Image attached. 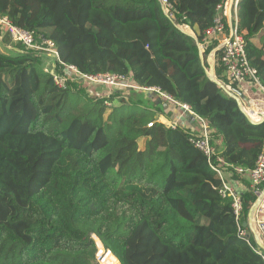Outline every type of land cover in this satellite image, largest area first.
<instances>
[{
	"label": "trees",
	"instance_id": "obj_1",
	"mask_svg": "<svg viewBox=\"0 0 264 264\" xmlns=\"http://www.w3.org/2000/svg\"><path fill=\"white\" fill-rule=\"evenodd\" d=\"M225 1L167 0V17L160 0H0V16L37 45L50 40L60 73L66 65L123 76L187 105L209 128L211 162L224 167L221 158L237 180L236 168L256 165L264 122L249 123L208 79L196 40L175 26L202 43ZM236 27L264 90V0H239ZM217 52L215 77L225 85ZM46 61L19 42L0 51V264H93L91 234L120 264H264L249 229L238 234L232 199L189 141L192 129L157 121L168 120L158 93L151 109L134 98L150 100L144 91L60 89ZM241 199L242 225L255 197L248 189Z\"/></svg>",
	"mask_w": 264,
	"mask_h": 264
},
{
	"label": "built area",
	"instance_id": "obj_2",
	"mask_svg": "<svg viewBox=\"0 0 264 264\" xmlns=\"http://www.w3.org/2000/svg\"><path fill=\"white\" fill-rule=\"evenodd\" d=\"M160 2L165 13L171 17L170 4L167 2V0H160ZM237 6V2L234 1L232 5V11H234L231 19L232 21L228 23L227 30L225 29V22L223 19H226V12L227 10H230L231 3L227 2L226 0L224 3L217 6L218 14L214 20V24L204 32L202 43H200V45L204 51L206 47L212 45L213 42H216V46L212 50L213 57L214 60H216L215 56L216 52L218 51L217 53L219 55V61L223 67V75L228 82L225 84V86L231 90L235 89L245 95L243 89L244 85L247 84L250 86V83H255L256 85L260 86V84L256 76V70L249 65L247 60L244 39L237 31ZM177 25L181 27V29L182 27H186L190 30V33H194L191 28L185 24ZM1 28L11 37L13 42H19L29 49L40 51L42 52L43 57L45 56L48 58L43 66V69L46 73L50 74L53 83L60 89H65L67 87L68 77L67 73L65 72L66 69H69L77 79H83L89 82H106L112 86L118 87H130L125 81L129 78H125L123 76L108 74L88 75L81 73L72 66L66 65L63 66L62 73H60L59 67L56 65L59 61L58 54L55 50L54 44L50 40H43L42 45H37L34 40L33 32L16 27L5 16H0V29ZM147 90H153L155 93H158L163 100L181 107L184 111H186V114L194 116L199 121L201 125V131L200 133H194L189 141L207 157L210 168L220 177L222 181L220 193L223 197L229 196L232 199L231 207L237 221L238 234L240 236H247L248 234L245 228L239 222L243 209L241 194H238L225 181L224 171L229 166L225 164L221 158H217V160H219V162L222 163L224 167H220L219 165H215V163L211 162V158L214 155V150L210 144V131L205 120L194 114L187 105L177 103L170 96L159 92L158 89L149 88ZM244 107H247V103H245ZM180 118L181 115L174 120H179ZM157 121L167 122L171 128L181 126L177 122L175 123L169 121V123L167 119H163L162 117H158ZM148 125L150 126L151 123ZM236 171L238 173H244L247 175L248 189L254 195L255 200L260 198V203L253 218V226L264 243V143L262 146V151L257 158L255 167L249 170L236 168ZM90 238L93 240L95 248L93 264H120L118 259L111 253L110 250L105 248V246L95 234H91ZM247 243L249 244V240H247ZM255 250L264 261V250L258 246Z\"/></svg>",
	"mask_w": 264,
	"mask_h": 264
},
{
	"label": "rangeland",
	"instance_id": "obj_3",
	"mask_svg": "<svg viewBox=\"0 0 264 264\" xmlns=\"http://www.w3.org/2000/svg\"><path fill=\"white\" fill-rule=\"evenodd\" d=\"M14 43L15 42H13L11 37L8 34H6V32L1 28L0 29V51L9 52L10 47H13ZM7 46H10V47L7 48ZM210 54H212V51H210L206 55L203 52V62L208 63L207 58ZM213 62H214V66H215L214 57H213ZM207 68H208V66H207ZM65 72L67 73L68 82L79 83L80 85H82L87 90L88 94L90 96H93V97H107L108 95H110V93H112V91H115V90H122L125 93H128L129 90H131V89H134L135 91H145V92L147 91V89H142V88H139L138 86L134 85L130 79L125 80L126 84H128L130 87H121V86L118 87V86H112L106 82H89L87 80L77 79L69 69H66ZM247 89H248V92H247L248 94L247 95L245 94V98L248 101H250V102L263 101L264 102V90L260 86L256 85L255 83H250V86ZM151 91H153V90H151ZM146 94L150 95L148 93H145V95ZM135 95L136 96H134V98L136 100L143 102V104L145 106L151 107V109H153L152 103L153 102L155 103V101L153 100L155 98V96L150 97V100H148V99L146 100V99H142V97L139 95V93H137ZM163 103H168V102L164 100ZM245 103H249V102L245 101ZM169 105L171 108L176 110L178 112V114L181 115L182 117L187 115L186 111H184L181 107L174 105L173 103H170ZM258 116L261 117V114H258ZM169 121L175 122V123L177 122L178 124H182V120H174L171 117L168 119V122ZM139 145H140V147L143 146L142 141H139Z\"/></svg>",
	"mask_w": 264,
	"mask_h": 264
},
{
	"label": "water",
	"instance_id": "obj_4",
	"mask_svg": "<svg viewBox=\"0 0 264 264\" xmlns=\"http://www.w3.org/2000/svg\"><path fill=\"white\" fill-rule=\"evenodd\" d=\"M164 14L169 17L165 11L163 10ZM173 22V21H172ZM175 26L183 33H185L186 35H189L191 37H193L195 40H196V43H197V47H198V55H199V59H200V62L202 63V65H204V62H203V50L201 48V45L200 43L197 42V39H196V36L194 33H190V32H186V31H183L181 29V27H179L177 24H175ZM207 61H208V68H205V74L206 76L208 77V79L215 83L227 96L231 97L232 99L235 100L236 104H237V107L238 109L240 110V112L246 117V119L248 120L249 123L253 124V125H258V124H261L264 122V115L261 116L260 118L254 120L252 119L248 113L246 112L245 110V107H244V104H245V101L246 102H249L243 95V93L235 90V89H229L227 86H225L223 83L219 82L216 77H215V70H214V62H213V51H212V54H210L207 58ZM145 92V91H144ZM145 93H148L151 95V97H156V93L154 91H151V90H147ZM159 102V99L155 101V103L157 104ZM248 104V103H247ZM164 107H167V104H164L163 105ZM263 194H264V189H263ZM260 203V198L259 199H256L254 201V203L251 205V207L249 208L248 210V213H247V219L246 221L242 224V226L244 228H248L249 231L252 233L253 237H254V240L256 242V245L261 248L262 250H264V243L262 242L260 236L257 234L254 226H253V218H254V215H255V212L257 210V207Z\"/></svg>",
	"mask_w": 264,
	"mask_h": 264
},
{
	"label": "crops",
	"instance_id": "obj_5",
	"mask_svg": "<svg viewBox=\"0 0 264 264\" xmlns=\"http://www.w3.org/2000/svg\"><path fill=\"white\" fill-rule=\"evenodd\" d=\"M237 2L238 4V1L239 0H227V2L231 3V8L230 10H227L226 12V20H227V23H230L232 20V15H233V12L232 11V5L233 3ZM263 33H264V30H263ZM257 46H260L261 45V40L260 38H255L254 41H253ZM10 46H7V48H9ZM13 47H10V49H12ZM249 86L246 84L244 85L243 89H244V94H248V88ZM245 97V95H244ZM169 103V102H168ZM170 104V103H169ZM167 105V107H164V114H167L168 115V119L171 117L173 119H176L177 117H180V115L178 114V112L176 110H174L173 108L170 107V105ZM154 109V108H153ZM171 113V114H170ZM163 118V119H166L165 116H160L159 118ZM179 120H182V124H180L181 126H189L192 130H193V133H200L201 131V125L199 123V121L192 115H189L187 114L185 117H182L179 119ZM215 145L217 146V150L220 149L221 147V140H217L215 141ZM216 150V151H217ZM224 178H225V181L226 183L231 186L238 194H242L243 192L247 191L248 190V185H246L244 183L245 182H248L247 181V175L246 174H243L241 175V177H239L240 179H237V180H233L231 178V174L229 172L225 173L224 174Z\"/></svg>",
	"mask_w": 264,
	"mask_h": 264
},
{
	"label": "bare ground",
	"instance_id": "obj_6",
	"mask_svg": "<svg viewBox=\"0 0 264 264\" xmlns=\"http://www.w3.org/2000/svg\"><path fill=\"white\" fill-rule=\"evenodd\" d=\"M182 30L186 32H190V30L186 27H182ZM245 110L252 119L256 120L260 118L258 114H261V116L264 115V102L263 101L249 102L247 104V107H245Z\"/></svg>",
	"mask_w": 264,
	"mask_h": 264
}]
</instances>
